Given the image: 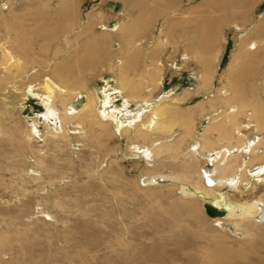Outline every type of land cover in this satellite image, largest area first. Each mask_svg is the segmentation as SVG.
<instances>
[{
    "label": "rangeland",
    "instance_id": "1",
    "mask_svg": "<svg viewBox=\"0 0 264 264\" xmlns=\"http://www.w3.org/2000/svg\"><path fill=\"white\" fill-rule=\"evenodd\" d=\"M178 1L0 0V46L8 38L11 40L15 36L30 44L26 51L29 57L25 76L14 79L9 76L5 83L8 75H4L0 68V78L3 79L0 84V235L7 231L10 234L5 244L0 245V264H264V228L245 225L241 231L248 232L249 236L245 234L243 239L235 238L230 233L220 234L221 231L215 227L212 216L204 210L201 200L196 197L183 199L178 192V182L168 180L146 188L140 184L138 175L142 172L166 175L181 172L183 160H188L182 153L190 144L191 137H184L178 149H160L156 166L152 169L145 167L142 158L131 161L126 156L130 153L128 144L134 137L131 132L116 135L112 132L111 125L104 130L97 124L83 122L85 136L80 137L81 133L75 130L76 124L73 122H80L86 114L81 118L75 117L72 121L65 120L66 134L69 135L67 141L62 137L50 136L49 127L43 124L42 115L47 108L42 105L39 96L41 90L37 88V83H41L44 75L50 74L49 67L61 69L63 61L69 63L68 54L75 43L88 40L94 44L95 54L102 58H94L86 66L83 62L78 64L79 58L76 57L75 62L69 63L64 72L65 83L72 87L83 83L79 88L83 95L87 91H95L94 87L107 80L109 84L115 85L116 69L111 68L110 59L103 60L107 58L106 53L110 58V51L119 55V39L114 36V32L108 31L109 34H106L101 31L98 24L105 23L113 30L124 19L132 21L136 32L135 40L141 39L138 41L143 47L141 52H146L154 35L160 33V28L165 30L168 27L166 24L174 16L175 19L179 17L183 20L189 17L182 26L190 27L187 28V35L182 34V28L178 25L179 28L176 27V24L169 28L175 34L174 40L182 39L181 42L177 41L178 46L170 44L169 48L157 49V58L162 64L164 76L161 87L153 90L151 100L171 88L174 94L184 93L180 111L184 113L192 109L198 133L210 122L206 116L211 110L209 103H203L201 108L198 101L202 102L209 93L216 95V89L222 83L236 85L237 92L241 95L242 108L245 110L241 113L242 116H236L238 121L247 122L244 114L245 111H250L252 105L259 109L261 104L258 98L263 102L264 108V43L258 54L242 59L236 73L230 76L229 83L225 73L241 36L246 29H253L264 14V0H182L175 14L173 10ZM168 4L170 7L174 6L170 16L163 13ZM179 13L180 16H177ZM71 14L72 21H69L66 17L71 18ZM193 15L194 18H191ZM91 16L92 25L86 32H82L81 27ZM196 16L197 19L199 17L198 20ZM205 22L209 25H202L204 30L214 31L221 53L216 66L207 64L209 69L214 68L212 81L208 80L199 89L198 75L202 74L203 66L196 64L187 50V43L195 41L185 43V40L190 38L197 25ZM3 26L10 28L11 35L8 38ZM79 30L83 34L78 37ZM250 35L251 39L259 37L255 33ZM260 35H264V31ZM11 49L14 51L13 47ZM2 56L3 53H0V59ZM143 63L144 58L141 57L134 67L141 69ZM35 72L37 73L32 77ZM26 78L33 91L27 92V87L23 88V80ZM251 84L256 88L252 89ZM186 91L188 95H185ZM119 95L120 93L114 100L115 105H121L122 97ZM54 102L61 113L63 107L59 100ZM217 107L222 111L221 103H217ZM93 121L97 122V119L94 118ZM51 123L58 125L57 121ZM34 126H38V134L29 139L28 145L15 140L27 134ZM216 126L218 130L210 129L207 137L218 148L221 146V138L217 136L224 127L220 123ZM263 128L258 133L250 126L243 133L248 139L254 140L256 136H264ZM172 129H175L172 132L176 139L185 134V130L177 123ZM167 135L168 133H162L159 129L153 135L140 137L138 140L149 144L154 138ZM55 141L60 143L57 149ZM259 148L260 152L264 148V141ZM107 157H118L116 161L119 169L117 166L109 167L111 159ZM36 158L45 160L41 165L42 169L36 165ZM193 161L195 167L210 164L207 161L199 164L198 159ZM256 161L257 164L263 163L264 155L251 161L249 166L256 165ZM10 166L19 168L20 171L12 168L7 170ZM33 169L40 170L43 179L33 178ZM191 172L192 180L196 176L194 171ZM263 182H255L254 189L247 190L246 194L235 191L233 192L236 194H232L230 188H218V191L226 193L229 189L232 199L238 201L264 198ZM183 201L192 202L196 213L178 207ZM211 235L221 237L224 247L218 248L210 239ZM250 235L252 239L248 251L246 241L250 239ZM243 252L245 259L240 256Z\"/></svg>",
    "mask_w": 264,
    "mask_h": 264
},
{
    "label": "bare ground",
    "instance_id": "2",
    "mask_svg": "<svg viewBox=\"0 0 264 264\" xmlns=\"http://www.w3.org/2000/svg\"><path fill=\"white\" fill-rule=\"evenodd\" d=\"M169 3L171 4L172 2ZM180 4H182V0L178 1L177 7L175 8L174 6L170 7L169 4L168 7L165 5L163 13H167L169 15V13H171L172 9L174 8L173 11H175L176 14L179 7L181 6ZM153 8H155V5H153ZM158 12L161 13V11ZM180 13H182V11H180ZM180 13L177 16H180ZM181 15H183V13ZM72 17L73 15L71 16V18H69L68 16L66 18L69 19V21H72ZM186 18H184V20ZM191 18H194V15ZM195 18L197 19V16ZM92 19L93 16L89 17V19L83 24V26L81 27L82 32H86L92 25ZM165 20L166 19H164V21ZM184 20L179 17L175 19L174 16L173 20L169 24L166 22V25L168 27L165 30H161V28L159 27L160 33L154 35L152 44L149 48L146 47V50L148 49L146 52H141V50H143V47L141 42H138L139 40L141 41V39L135 40L136 32L134 31V25L132 21L130 22L125 19L121 20L115 25V28L113 30L108 28L105 23H99L98 27L101 28V31L106 34H109L108 31L114 32V36L118 37L119 39V47L117 48V50L119 51L118 53L120 56L117 53L110 51V58H108V53H106L107 58L103 60L105 61L106 59H110L109 63L112 65L111 68L116 69L114 78L115 85L113 86L112 84H109V81L107 80L98 87H94L95 91H87L86 95H83L79 92V88L81 85H83V83L74 84L73 87L65 83L66 76L64 72L65 70H67L66 68L68 67L69 63L72 64L73 61L75 62L76 57L79 58V60H77L78 64H80V62H83V65L86 64V66L89 65V63L94 58H102V56L95 54L96 50H94V44L92 45L88 40L84 39L85 41H80L81 43L79 44L75 43L76 45L73 46L71 53L68 54L69 63H66V60L62 63V71L59 68L49 67L48 70L50 71V74L44 75L42 77L41 83H37V88L41 90V93H39L40 100L42 101V105L46 106L47 108L45 113L42 115L43 124H46V126L49 127L48 133L50 136H52L53 138L62 137V139L67 141H69V135L66 134L67 126H64L65 120L72 121L73 119H75V117L81 118V116L86 114L87 115L84 116L82 118L83 120L81 119L80 122H73L76 124L75 130H78L81 133L80 137L85 136L83 135V122H85L86 124H97L101 128H104V130H106L108 125H111L112 132L116 135L131 132L134 137L131 139L132 142L128 144V152L130 153H128V155L126 156L130 158L129 160L131 161L136 160V158L138 160L139 158H142V160L145 162V167L152 169H154L156 166V158L159 154L158 151L160 149L165 148L166 151L178 149V146L184 137H191L192 139L189 141L190 144L187 145L186 150L182 153V156L187 157L188 160H183V170L181 172L175 173L173 175H166L157 172L151 173L148 171L142 172L138 175L140 184L144 188H146L155 187V185H159L163 181L168 180L178 182V192L181 193L183 199L196 197L202 201L204 210L205 205H208L219 211L220 214L210 216H212L215 227L219 228V232L221 231L220 234H222V232L230 233L235 238L237 237L238 239H243V237H245V234L246 236L248 235V232L245 233L241 231L245 228V225L251 224L253 228H264L263 197H257L255 199L246 201H238L236 199H232V194H234L235 192H239L238 194L242 192L245 193L249 189H254L255 182H257L258 184L259 181H264V162L261 163L259 161L261 164H257L256 161V165L249 166L251 164V161H255L258 156H261L262 158V156L264 155V148L259 152V147L263 144L264 136H256V139L251 140L248 139L246 137V134L243 133V130L248 129L250 126H252L258 133L261 132L262 128L264 127V108L262 105L263 102L261 103V100L258 98V101L261 104L259 109L256 106L252 105L249 112L245 111L244 118L247 119V122L238 121V119H236V116L243 113L245 110V108H242L243 102L241 101L243 100H241V95L237 92L236 85H227V83H222V86L216 89V95H214L213 93H209V96H205L202 99V102L198 101L199 107L203 108V103H209V106L211 108L209 115L206 116L210 122L204 125L203 130L198 133L194 125L195 120L194 112L192 111V109H189L184 113L180 111L182 106L181 101L184 98V93L183 95L179 93L174 94L173 89L171 88V90L169 91L162 92L161 95L153 99V101L151 100L153 90H155V88L157 87H161L163 80L162 76H164L162 75V64L157 58V49L159 50L164 47L169 48L170 44H176V47L178 46L177 43L182 41L181 38L183 36L180 38L181 41H178V37V39L174 40L173 36H175V34L173 35V31L171 32L172 29L170 30L169 28H172V26L176 24V27L180 26L182 28V30L180 28V30L183 31L182 34L187 35V28L190 27L185 28L186 25L185 27H182L187 23V19L185 21ZM204 24L209 25L208 22L197 25L194 28V31L192 29L193 32L191 33L190 38L186 37L187 40H185V43L189 42L190 40L195 41L194 43H192V41L187 43V50L188 52H190V56L195 60L196 64L203 66L202 74L198 75L199 89H202L208 80L212 81L213 75L211 76V74L214 68L212 70L209 69L207 64L216 66L219 55L221 53V50L218 47V39L217 37H215L214 31H211L210 28V30H207L206 28L204 30L202 26ZM72 25L73 24H71V26ZM236 27L239 28V26ZM3 29L5 31L6 37L8 38L11 35L9 33V26H3ZM263 31L264 14L260 16L258 24L253 29H246L245 33L241 36L240 42L236 45L235 51L232 53L225 72L227 75L226 81L228 83L230 81V76L236 73L239 66L238 64L242 61V59L244 57L255 56L256 54H258L260 49L263 48L262 43H264V35H260ZM80 32L78 37L83 34L82 32ZM252 33L259 35V37L251 39L250 34ZM29 45L30 44H28L27 42L24 43V41H20L19 36H15L14 39L12 38L11 40L8 38L6 42L3 43L2 46H0V53H3L2 59H0V68L2 69L1 71L4 72V75H8L5 83L8 82V78H10L9 76L14 79L17 76L26 75L28 68L27 59L29 57V54L26 51L29 48ZM12 47L14 51L11 49ZM185 52L187 53L186 49ZM141 57L144 58L143 66H141L142 68H135V63ZM184 57L187 56L184 55ZM246 62L249 63V61ZM36 73L37 72L32 74V77ZM2 81L3 79L0 78V84ZM15 81L21 82V80ZM28 82L29 81L27 80V78L23 80V88L27 87L25 90L27 92L33 91L30 85L31 83ZM251 88H256V86L254 84H251ZM115 91L120 93L121 96L119 95V97H122L121 105L114 104V100L118 96V93H115ZM186 92L187 93L185 95H188V91ZM58 100L63 107L61 113L55 106L54 102ZM217 103L222 104L223 107H220L222 111H219V107L216 108ZM240 116H242V114ZM94 118L97 119V122L93 121ZM51 121H57L58 125L52 124ZM175 123L180 125L185 130V134H181V137H179L178 139L174 138L175 133L172 132L175 130L172 129ZM215 123H220L221 126L224 127V129L217 136L218 138H221V146L218 148H215V144L212 139L207 137L210 129L213 128V130H218V126H216ZM159 129L162 130V133H168V135L156 137L149 144L146 141L138 140V138L140 137L153 135L155 131ZM35 134H38V126L30 128L27 134H25L24 136H20L19 139L15 140L19 143H23L26 146L29 144V139H31ZM55 142L57 143L55 147L57 149L58 147H60V143H58L57 141ZM41 158L35 159L36 165H38L39 168H41V165L45 163V160ZM107 159H111L109 162L111 163V165L109 167L117 166V169H119V163L117 164L116 161L118 157H107ZM193 159H198L199 164L202 161L203 163L207 161L210 164L204 165V163L203 165L200 164L201 166L199 165L195 167ZM11 168L12 170H16L17 172L20 171L19 168H14L12 166L7 167V170H10ZM191 171H194L193 173L196 176V178L192 180L191 177L193 176V174ZM32 173H35L33 178H39L37 180L43 179L41 178L42 176L40 170L33 169ZM218 188H230V192H235L231 194L228 191L229 189L226 191L223 189V191H225L226 193H222L218 191ZM178 207H183L187 210H190L193 214L196 213L194 204L190 201H183L181 202V206ZM40 212H42V210ZM47 214L49 215L50 213ZM8 232L9 231L0 235V245L5 244L8 236H10ZM210 239L218 248L224 247L221 237L218 238L215 237V235H211ZM251 239L252 237L250 235V239L246 241L248 251H250L249 247H251ZM231 251H233V249ZM240 256L241 258H246L244 252L240 253Z\"/></svg>",
    "mask_w": 264,
    "mask_h": 264
},
{
    "label": "water",
    "instance_id": "3",
    "mask_svg": "<svg viewBox=\"0 0 264 264\" xmlns=\"http://www.w3.org/2000/svg\"><path fill=\"white\" fill-rule=\"evenodd\" d=\"M205 210L207 211L208 215H218L220 214L218 210H216L215 208L211 207V206H208V205H205Z\"/></svg>",
    "mask_w": 264,
    "mask_h": 264
}]
</instances>
